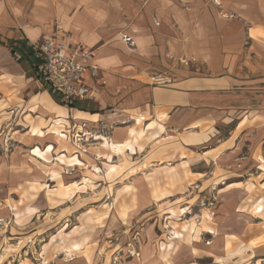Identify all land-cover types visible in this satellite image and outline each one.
Wrapping results in <instances>:
<instances>
[{
    "label": "rangeland",
    "instance_id": "374dc122",
    "mask_svg": "<svg viewBox=\"0 0 264 264\" xmlns=\"http://www.w3.org/2000/svg\"><path fill=\"white\" fill-rule=\"evenodd\" d=\"M27 46L36 58H15L48 88L31 66L39 51ZM8 77H0V264H264V130L230 156V127L100 98L81 104L104 117L77 119L80 103L67 105L61 126L46 92L10 90ZM133 115L142 119L133 140L102 147L97 137L123 139Z\"/></svg>",
    "mask_w": 264,
    "mask_h": 264
},
{
    "label": "crops",
    "instance_id": "0c3cea01",
    "mask_svg": "<svg viewBox=\"0 0 264 264\" xmlns=\"http://www.w3.org/2000/svg\"><path fill=\"white\" fill-rule=\"evenodd\" d=\"M123 35L132 36L135 44ZM51 36L93 51L92 60L101 68L97 80L87 79L94 95L73 103L100 98L125 111H167L174 120L192 125L230 127L236 138L230 156L240 155L248 133L258 136L264 130V0H0V77L9 76V89L18 86L26 96L30 88H41L33 97L46 92L50 119L64 126L72 103L58 93L66 106L57 104L51 89L40 78L27 76L15 58L23 53L8 46L9 40L30 45ZM40 63L31 64L35 76ZM158 70L171 83L147 80ZM84 105L75 108V118L104 117ZM132 119L123 139L112 137L117 144L133 140L132 127L142 119ZM263 144L257 143L253 158Z\"/></svg>",
    "mask_w": 264,
    "mask_h": 264
},
{
    "label": "built area",
    "instance_id": "2783aa9c",
    "mask_svg": "<svg viewBox=\"0 0 264 264\" xmlns=\"http://www.w3.org/2000/svg\"><path fill=\"white\" fill-rule=\"evenodd\" d=\"M126 42L135 44L132 36L124 35ZM41 56L39 73L42 79L53 90L62 94L64 100L71 104L94 95L93 87L87 82L88 77L98 79L101 68L93 62V51L83 45H69L58 36L46 37L42 42H34ZM189 64L188 60L182 61ZM155 84L171 83L166 73L152 76Z\"/></svg>",
    "mask_w": 264,
    "mask_h": 264
},
{
    "label": "trees",
    "instance_id": "16d2710c",
    "mask_svg": "<svg viewBox=\"0 0 264 264\" xmlns=\"http://www.w3.org/2000/svg\"><path fill=\"white\" fill-rule=\"evenodd\" d=\"M8 46L11 47V50L13 53L18 52V51L23 53V54L31 53V51L29 52V50H28L27 41H25V40H9ZM78 103L79 102L72 103L71 106H75ZM77 106H79L80 108H83L81 106V104H78Z\"/></svg>",
    "mask_w": 264,
    "mask_h": 264
},
{
    "label": "bare ground",
    "instance_id": "6f19581e",
    "mask_svg": "<svg viewBox=\"0 0 264 264\" xmlns=\"http://www.w3.org/2000/svg\"><path fill=\"white\" fill-rule=\"evenodd\" d=\"M123 37V36H122ZM97 138H99L100 140H102V142H101V145H102V147H104V148H108V147H114L115 145H114V140L113 141H111L110 139H109V137H105V136H99V137H97ZM83 151H86V150H83Z\"/></svg>",
    "mask_w": 264,
    "mask_h": 264
}]
</instances>
